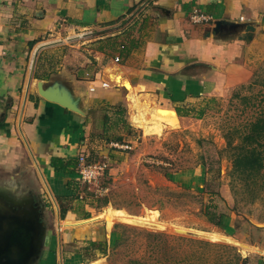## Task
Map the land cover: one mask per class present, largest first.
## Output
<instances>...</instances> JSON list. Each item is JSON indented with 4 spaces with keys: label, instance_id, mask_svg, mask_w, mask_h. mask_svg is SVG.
Listing matches in <instances>:
<instances>
[{
    "label": "crops",
    "instance_id": "0c3cea01",
    "mask_svg": "<svg viewBox=\"0 0 264 264\" xmlns=\"http://www.w3.org/2000/svg\"><path fill=\"white\" fill-rule=\"evenodd\" d=\"M194 11L211 19L195 23ZM263 59L264 0H0V172L8 174L0 207L41 217L51 203L58 218L50 227L41 221L46 231L31 264H55V256L60 263L68 248L67 264H82L83 244L101 235L110 242L113 233L101 225L109 212H97L79 190L77 168L57 171L54 157L78 162L100 133L139 126L133 115L143 97L155 103L150 119L156 109L175 111L179 124L217 111ZM23 166L37 169L48 198L42 207L14 184ZM197 173L179 175L200 189ZM59 196L70 199L63 222Z\"/></svg>",
    "mask_w": 264,
    "mask_h": 264
},
{
    "label": "rangeland",
    "instance_id": "374dc122",
    "mask_svg": "<svg viewBox=\"0 0 264 264\" xmlns=\"http://www.w3.org/2000/svg\"><path fill=\"white\" fill-rule=\"evenodd\" d=\"M150 20L146 27L151 26ZM78 40L73 37L72 41ZM251 72L220 103L219 110L197 115L177 128L165 126L151 133L135 125L128 130L120 123L106 135L97 134L100 137L97 146L90 150V158L109 159L110 172L105 179L90 184V188L80 182L82 194L97 212L122 209L140 216L151 214L168 227H146L120 220L109 226L106 216L101 225L104 229L106 226L107 234L113 232L109 236L111 241L106 237L105 253L90 250L94 259L82 264L100 259L103 264H241L243 258L248 263L264 264V166L259 171H248L235 160L241 148L252 141L264 155V59L255 63ZM250 133L256 136L248 139ZM258 133L262 136L255 142ZM112 141L130 142L132 148H115ZM152 157L159 162H148ZM21 172L23 180L14 183L17 190L22 186L27 191L21 193H29L37 206L42 207L48 198L43 197L45 189L37 169L23 166ZM181 173L188 178L197 173L194 181L203 183V187L196 188L194 182L189 185V179L180 176ZM7 177V173L0 172V185ZM101 187L104 192H96ZM209 206H214L209 210L215 211L214 219L220 220L219 224L206 214ZM41 209L39 218L47 227L58 220L51 203L46 211ZM0 211L2 217L8 216L1 207ZM64 220L59 218L60 222ZM178 226L186 230H179ZM202 232L230 236L253 249ZM69 252L70 248L60 263L54 255L55 264H67ZM39 263L38 259L34 264Z\"/></svg>",
    "mask_w": 264,
    "mask_h": 264
},
{
    "label": "water",
    "instance_id": "95a60500",
    "mask_svg": "<svg viewBox=\"0 0 264 264\" xmlns=\"http://www.w3.org/2000/svg\"><path fill=\"white\" fill-rule=\"evenodd\" d=\"M41 93L48 99L60 102L68 107H74L63 96L56 91H44ZM28 212L9 215L0 220L4 223L0 230V264H31L38 258V250L41 236L44 232L40 216L34 214L27 216ZM15 215V216H14ZM10 225V226H8ZM3 235V236H2Z\"/></svg>",
    "mask_w": 264,
    "mask_h": 264
},
{
    "label": "bare ground",
    "instance_id": "6f19581e",
    "mask_svg": "<svg viewBox=\"0 0 264 264\" xmlns=\"http://www.w3.org/2000/svg\"><path fill=\"white\" fill-rule=\"evenodd\" d=\"M112 76L117 83H124L128 87L131 86L129 81L123 79L120 74L112 75ZM143 98L144 99L142 102V104H143L142 110L133 115V121L135 123H137L141 127H144L147 132H151L152 130L159 132L165 127V125L167 127H173V128H177L179 126V121H178V118L176 116V112L173 110H169V109H156L153 112V114L151 115V119H150L148 117V114H150V112L153 111L155 103L153 100H150L149 98H147V99L145 97H143ZM133 103H136V101ZM107 218H108V225L109 226L112 225L113 221L120 220L123 222L138 224V225H142V226H146V227H155V228H161V229L168 227V225L166 223L158 220L155 216H153L151 214H148L145 216L144 215L140 216V215L131 214V213H129L125 210H122V209L110 210V212L107 215ZM177 229L182 230V231L186 230L183 227L179 228V226L177 227ZM191 231H193V230H191ZM202 234H204L208 237H211V238L213 237V238H218V239H222V240L232 241L234 243L240 244L241 246L244 247V249H253V247L246 245L244 243L238 242L230 236L218 234L215 232H202ZM102 262H103V260L100 259V260H96V261L92 262V264H101Z\"/></svg>",
    "mask_w": 264,
    "mask_h": 264
},
{
    "label": "trees",
    "instance_id": "16d2710c",
    "mask_svg": "<svg viewBox=\"0 0 264 264\" xmlns=\"http://www.w3.org/2000/svg\"><path fill=\"white\" fill-rule=\"evenodd\" d=\"M121 112L123 114V109H120V113ZM178 113L181 114L180 111H178ZM201 116H202V112L198 114V117H201ZM254 136H256V135H254V133H250L247 138L253 139ZM258 136H262V135L258 133L257 139L255 137V140H256L255 142L258 141V138H259ZM253 142L254 141L248 143L246 148H244V147L241 148L242 150L237 153L235 160H236V164L238 162L243 163L244 165L243 164H241V165L246 167V169L248 171H259L264 166V155H263V151L259 149V146L256 144L254 145ZM83 153L86 155L87 161H96V159L90 158V152L85 151ZM51 165L57 171L64 170L67 172V171L75 170L78 167V162H73V161L65 162L62 160V158L54 157L51 161ZM107 175L108 174H106L103 177V179H105L107 177ZM68 200H70V199H69V197H66V196H59L58 197V201H59V204L61 206V218L66 217V214L70 208ZM214 206H216V205H214ZM214 206H212V207L209 206L208 209L206 210V214L209 215V217H210L211 221H213V223L219 224L220 220L214 219L215 215H216L215 211H212L213 209L209 210V209L213 208ZM221 216H223V214H221L220 217ZM101 236L100 237L98 236V238H96V240L89 241L88 245H86L85 247L82 248L81 254L83 256L84 261H91L94 259V255H92V253H89V252H91L90 250H95V251L98 250L101 253H105V251L107 249V240L103 239ZM200 243H201V241H200ZM237 258L241 260V256L238 255ZM241 264H251V263H248V260L246 258H243Z\"/></svg>",
    "mask_w": 264,
    "mask_h": 264
},
{
    "label": "built area",
    "instance_id": "2783aa9c",
    "mask_svg": "<svg viewBox=\"0 0 264 264\" xmlns=\"http://www.w3.org/2000/svg\"><path fill=\"white\" fill-rule=\"evenodd\" d=\"M191 19L195 23H202L207 22L211 19L210 15L194 11L191 15ZM111 146L123 150L131 149L132 146L130 145V142H119L114 141L111 142ZM78 167H77V173H78V179L80 182L85 183L90 186V184L97 183L98 181L102 180L103 177L109 173L110 171V161L109 159H100L96 161H87L86 155L84 153H81L78 156ZM156 159L149 158L147 159L148 162L152 163H158L159 161H154ZM96 192L102 193L104 192V188H97L95 189Z\"/></svg>",
    "mask_w": 264,
    "mask_h": 264
},
{
    "label": "flooded vegetation",
    "instance_id": "af4514ba",
    "mask_svg": "<svg viewBox=\"0 0 264 264\" xmlns=\"http://www.w3.org/2000/svg\"><path fill=\"white\" fill-rule=\"evenodd\" d=\"M2 210H3V209H2ZM3 211L5 212V210H3ZM0 212H1V211H0ZM2 218H4V217H2L1 214H0V220H2ZM0 224H1V222H0ZM0 226H1V225H0ZM0 246L3 248V247H4V244L1 243Z\"/></svg>",
    "mask_w": 264,
    "mask_h": 264
}]
</instances>
